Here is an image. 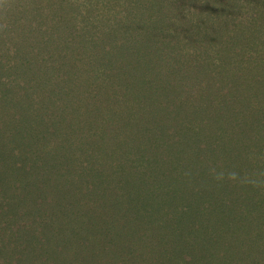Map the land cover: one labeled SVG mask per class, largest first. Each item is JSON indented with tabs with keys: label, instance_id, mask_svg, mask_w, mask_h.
Listing matches in <instances>:
<instances>
[{
	"label": "trees",
	"instance_id": "obj_1",
	"mask_svg": "<svg viewBox=\"0 0 264 264\" xmlns=\"http://www.w3.org/2000/svg\"><path fill=\"white\" fill-rule=\"evenodd\" d=\"M0 264H264V0H0Z\"/></svg>",
	"mask_w": 264,
	"mask_h": 264
}]
</instances>
